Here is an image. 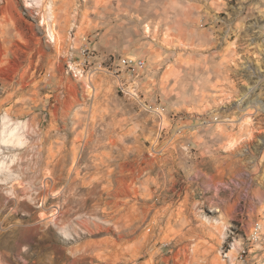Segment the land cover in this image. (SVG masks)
I'll return each instance as SVG.
<instances>
[{"label": "rangeland", "instance_id": "1", "mask_svg": "<svg viewBox=\"0 0 264 264\" xmlns=\"http://www.w3.org/2000/svg\"><path fill=\"white\" fill-rule=\"evenodd\" d=\"M7 118L0 264H264V0H0Z\"/></svg>", "mask_w": 264, "mask_h": 264}, {"label": "bare ground", "instance_id": "2", "mask_svg": "<svg viewBox=\"0 0 264 264\" xmlns=\"http://www.w3.org/2000/svg\"><path fill=\"white\" fill-rule=\"evenodd\" d=\"M4 119V118H3ZM2 119V120H3ZM8 119V118H7ZM13 121H11L10 119L8 120H3V123H2V129H4L3 131H1L0 129V144L4 147H6V149H9V150H12L14 148H25L26 151L30 149L29 145H27L28 142L24 141L22 138H21V135L19 136V132L17 131L16 132V128L14 127L15 126V123H12ZM18 125V124H17ZM3 135V136H2ZM44 145V144H43ZM33 146V145H32ZM114 147V146H113ZM57 148V147H56ZM40 150V149H39ZM51 151L50 152H54L53 149H50ZM131 154V153H130ZM50 162V161H49ZM4 165V163H3ZM2 165V166H3ZM8 168V166H7ZM2 170H4L2 168ZM46 175L45 177H47V179L44 181V190L41 192V197L43 198V209H44V212L42 213L41 215V219L42 220H47L49 218V216L47 215V212H46V205H45V199L47 198V195L51 194L53 191H54V187L53 185H50V181H48L49 179L53 180L54 179L52 178L53 175L52 173H50V171H47L45 172ZM56 181V180H55ZM52 182V181H51ZM57 182V181H56ZM55 185V184H54ZM15 193L17 195L21 194L22 191H26V188L23 186V184L20 182V183H17L15 186ZM56 189V188H55ZM56 191V190H55ZM73 192V191H72ZM75 193V192H74ZM71 194V193H70ZM16 195V196H17ZM73 195V194H72ZM55 197V198H60L59 194L57 195H54V193L51 194V197ZM42 201V200H41ZM80 201V200H79ZM64 202L65 204L67 205L66 207L68 208L69 207V210L68 212H70L72 209L70 207H72V202H73V197L71 195H67V197H65L64 199ZM87 203V202H86ZM83 210V209H82ZM63 212L61 211L60 208H57L56 212H54V219H57L58 216H60Z\"/></svg>", "mask_w": 264, "mask_h": 264}, {"label": "built area", "instance_id": "3", "mask_svg": "<svg viewBox=\"0 0 264 264\" xmlns=\"http://www.w3.org/2000/svg\"><path fill=\"white\" fill-rule=\"evenodd\" d=\"M139 65L142 67L144 66V62H140Z\"/></svg>", "mask_w": 264, "mask_h": 264}]
</instances>
